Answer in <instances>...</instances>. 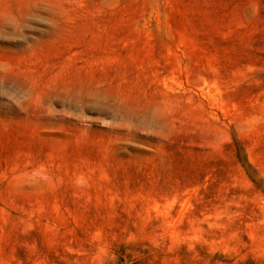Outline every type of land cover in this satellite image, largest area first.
I'll return each mask as SVG.
<instances>
[{
  "label": "rangeland",
  "instance_id": "1",
  "mask_svg": "<svg viewBox=\"0 0 264 264\" xmlns=\"http://www.w3.org/2000/svg\"><path fill=\"white\" fill-rule=\"evenodd\" d=\"M0 264H264V0H0Z\"/></svg>",
  "mask_w": 264,
  "mask_h": 264
}]
</instances>
